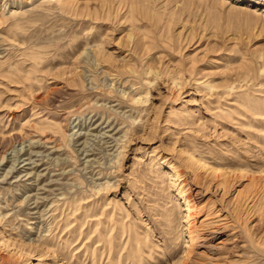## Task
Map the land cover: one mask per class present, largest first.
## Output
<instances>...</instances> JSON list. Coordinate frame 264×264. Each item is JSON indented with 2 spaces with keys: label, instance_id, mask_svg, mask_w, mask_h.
<instances>
[{
  "label": "rangeland",
  "instance_id": "rangeland-1",
  "mask_svg": "<svg viewBox=\"0 0 264 264\" xmlns=\"http://www.w3.org/2000/svg\"><path fill=\"white\" fill-rule=\"evenodd\" d=\"M0 239L264 264V0H0Z\"/></svg>",
  "mask_w": 264,
  "mask_h": 264
},
{
  "label": "bare ground",
  "instance_id": "bare-ground-1",
  "mask_svg": "<svg viewBox=\"0 0 264 264\" xmlns=\"http://www.w3.org/2000/svg\"><path fill=\"white\" fill-rule=\"evenodd\" d=\"M134 100V99H133ZM138 102V101H137ZM192 157V156H191ZM199 158V157H198ZM201 159H199L198 160V162L199 163H201V161H200ZM201 165H203L204 166V162H202V164ZM202 166V167H203ZM243 167H244V169H247L248 168V166L246 165V164H243L242 165ZM205 167V166H204ZM29 174V173H28ZM167 175H168V180L169 181H171V182H173V183H175V182H179V183H181L182 182V179L180 178V173H178V172H176L175 171V174L174 173H167ZM180 178V179H179ZM185 221L187 222V224H189V221L187 220V218H188V214L187 213H185ZM166 228L169 230V229H171V227L169 226V225H167L166 226ZM187 242H188V244L189 245H191V243H192V238H190L189 237V239H187ZM4 243H5V245L6 244H8V242L6 243V242H3V241H1V239H0V248L1 247H3V246H5L4 245ZM259 243V242H258ZM3 245V246H2ZM7 246V245H6ZM7 248V247H6ZM21 251V250H20ZM20 251H19V249H17L16 251H14L13 250V252L12 253H9V254H12L11 255V257L12 258H17V259H19V258H21V253H20ZM8 252V251H7ZM183 253H182V255L179 257L180 259L178 260V261H176L174 264H185V262L183 261L187 256H188V252H187V250L185 249L184 251H182ZM263 255H264V252L262 253Z\"/></svg>",
  "mask_w": 264,
  "mask_h": 264
}]
</instances>
